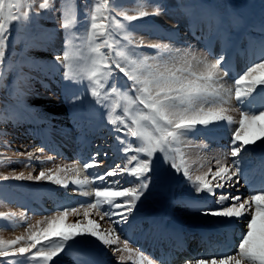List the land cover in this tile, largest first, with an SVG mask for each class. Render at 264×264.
Listing matches in <instances>:
<instances>
[{
    "label": "snow or ice",
    "instance_id": "snow-or-ice-1",
    "mask_svg": "<svg viewBox=\"0 0 264 264\" xmlns=\"http://www.w3.org/2000/svg\"><path fill=\"white\" fill-rule=\"evenodd\" d=\"M81 2L84 8L82 15L73 6L72 0H63L59 8L57 0H42L38 4L33 0H0V90L9 89L8 97L17 99L30 91L29 81L35 77L24 72L22 66L12 59L17 55L15 45L22 42L26 50L54 47V34L46 33L39 25L42 16L40 10L53 14L60 11L57 32L63 31V44L61 52L54 53L51 60L56 72L45 75L59 72L61 79L68 82L66 91L70 92L75 87L85 95L90 93L93 102L102 108H108L105 101L113 96L123 102L120 115L113 118L116 108L121 107L113 103L106 118L116 134L115 140L125 163L101 172L97 166L102 161L97 157H107L108 152L99 151L83 161V169H96L90 175L97 181L94 199L79 204V208L84 209V217H89L91 210L96 209L102 212L101 219L107 217L117 227L128 224L150 186L164 178L159 167L162 165L181 175L195 194V198L185 201V207L201 215L224 218L226 228H231L233 221L237 224L243 222L235 254L221 253L219 264H264V187L243 199L241 195L227 191L228 188H235L246 171L242 164L246 163V156L254 150L246 146L264 149V107H251L253 93L259 89L258 94L264 95V60L235 75L232 81L234 89L226 87L224 79L233 69L230 62H224L223 55L216 54L213 60L198 57L191 51V45L186 48L174 47L177 42L174 35H161L150 24L133 23L163 15L166 6L162 0H132L133 5L139 6L136 14L123 10L125 6L120 0H94L90 10L89 0ZM117 17H122L127 23ZM244 22L239 14L232 19L234 26H241ZM14 28L17 31L15 37ZM82 29L86 32L87 57L73 55L68 47L74 39L81 38ZM138 32L147 33L149 40H168L169 43H150L142 36L137 39ZM10 37L12 50L6 58ZM84 60H87V66L82 68L81 62ZM118 74H123L126 80L121 82ZM10 75L22 82V87H14L11 83L6 85L4 82ZM233 90L240 105L238 121L227 114L230 109L226 105ZM72 96L75 100L82 99L78 92H73ZM17 122L7 105L5 109H0V135H6L3 128L5 123ZM253 129L258 134H253ZM224 130L230 132V139L222 155L213 157L216 170L209 168L207 173L193 179L179 146L196 136L225 148L219 139ZM4 146L10 145L4 141ZM204 147L207 148V144ZM39 151L43 153L44 149L40 148ZM33 155L27 153V161L17 162L29 167ZM229 156L233 158L231 167L227 163ZM35 159L41 166L45 163L39 156ZM46 160L52 161L53 157L49 156ZM59 171L69 169L60 168ZM70 171L76 175L79 169L73 166ZM9 178L0 175V179ZM11 178L48 181L68 189L67 179L52 170H41L38 175L29 174L27 177L20 173ZM72 183L84 187L88 180L75 179ZM84 195L91 193L85 192ZM70 212L78 214V206L69 201L60 205L54 217L45 218L47 227H41L39 231L30 230L27 237L0 240V258H4L0 264H24L25 261L61 264V254L79 252L78 246L88 239L111 249L114 256L121 253L118 257L120 262L125 261V254L130 259L134 251H138L130 246L128 238L121 240L116 227L107 232L100 231L99 225L91 219L88 224H96L95 228H83L82 221L77 220L67 227L78 231L59 232L53 237V228L66 220ZM42 241L54 246L45 250ZM17 256L21 259L17 260ZM140 264H153L143 251H140ZM196 264L209 262L207 259H196ZM211 264H217V260L212 258Z\"/></svg>",
    "mask_w": 264,
    "mask_h": 264
},
{
    "label": "rangeland",
    "instance_id": "rangeland-1",
    "mask_svg": "<svg viewBox=\"0 0 264 264\" xmlns=\"http://www.w3.org/2000/svg\"><path fill=\"white\" fill-rule=\"evenodd\" d=\"M35 1L36 0H33L35 4H38L42 0H37V3ZM256 1L257 0H162L163 4L166 6V11L163 15H166L168 18L170 17L171 19L169 18V21L171 20L175 23V25L172 27L173 30H170V34H180V39H177L174 47L186 48L188 45H191V51L194 54H196L198 57H207L209 60H213L216 56L215 54L219 53L224 57L226 56L224 61L225 63H228L230 58L232 60V57L235 54V56H237V61L235 63H238L237 65L239 68H241L237 73L239 74L245 71L246 68L252 64L259 63L264 60V58H260L250 64V50L259 48V43L264 45V31H262V25H264V0H259V6ZM62 3L63 0H57V7L59 8V5ZM72 3L82 15L84 8L81 0H72ZM93 3L94 0H89V10L91 9ZM120 3L125 6L123 10L128 11L129 14H136V12L139 10V6L133 5L132 0H120ZM207 9L209 10V14H207ZM40 11L42 12V16L39 18V25L46 33L54 34V47L26 50L24 43H17L15 45L17 55L12 57V59L17 61L22 66L24 72L34 76L35 79L29 81L30 91L26 95L21 96L19 99L16 97L9 98V89L0 90V109H5V106L7 105V109L12 111L15 120L18 121L15 124L5 123L3 128L6 135H0V161H2V163H0V175L10 177L8 180L0 179V199L3 203L10 202L13 204V208L10 209V212H0V240H7L3 235H1V231L9 232L13 239H15L18 236L27 237L30 230L39 231L41 227H47V220L45 218L47 217L48 219H51L54 217L60 205L70 201L71 203L78 206V214H72L70 212L66 220H64L65 222L70 219H73L74 221L79 220L82 221L83 228H88L86 222L88 218H91V220L96 221V224L99 225L100 231L107 232L109 229L116 227L117 233L121 234V240L128 238L130 246H132L134 250L138 251H134V253L137 255L135 258L131 255V258L129 259L128 254H125V261L120 262L118 257L121 255V253H116L114 256L111 249H106L102 246L101 249L98 248L96 250L97 252H95L93 250L84 248L85 246H90L92 242H96L95 240L88 239L83 241L78 246L79 252L68 251L67 255L61 254V264H131L126 263V260L133 261L132 264H140V251L145 253V244L141 245L139 242V234L140 232L147 230L149 225L148 222L143 220L142 216L151 210L152 212L157 213L160 218V216H164L162 214L165 210L164 214H166V216H168L169 212H171L169 215L178 212L180 215V220H183L182 222L184 223L185 227L188 225L189 227H187V229L192 231L191 235H189L190 237L187 238L188 243L192 244V247L186 252L188 258L174 260L171 264H186V262H188V264H196V259H207L209 264H211L212 258H215L217 260V264H219L221 259L219 256H209L208 258L201 257L204 247L197 245L196 239L198 235V227V229L210 227L222 217L201 215L200 212L190 210L189 208L185 207V205L180 204L183 202V200L195 198V194L190 189L188 182L181 175H177L171 170L163 168L162 165L159 167L163 171L164 178L158 179L154 186H150L149 190L145 193L144 198H142L137 204L136 210L129 218L128 225H122L125 230L123 227H117L110 223L107 217L101 219L102 212H98L96 209L91 210V215L89 217H84V209L79 208V204L80 202H83L84 199H90V197L85 195L83 196L84 193H81V195L79 187L73 183L68 185V189L65 190L63 187L57 186L48 181L37 182L27 179L16 180L11 178L15 175H19L20 173H23L24 176L27 177L29 174L33 176L38 175L41 170H52L50 164H48L49 161L43 157L46 154L48 157L51 156L53 157V160H58V162L60 161L61 163H71L77 161V157L66 158L64 155L54 153L55 150H51L49 148L53 146V144H42L45 130H48L47 132L49 135L59 140L68 137L67 129H69L72 131L73 135L72 139L69 138L67 141H70L76 147L79 145L77 148L83 149L91 146L92 151H99L100 153L108 152L107 157H103L102 155L97 157L98 160L102 161V164L104 163L103 171L105 168L113 167V165L120 164L123 166L125 163L123 156H120L118 160H115V162L110 163L109 160L111 159V156L114 155L110 152L112 149L111 146H115L117 143L115 140L116 134L113 133L112 125L108 124L107 120L102 121L99 119L100 114H102V107L93 102V98L90 96V93L85 95L81 89L75 87H73L70 92L66 91V85L68 82L61 79L59 72H57L55 75H45V73L56 72V70L51 65V60L54 53L61 52L63 44V31L61 30L62 33L58 34V28L55 26L56 24L59 25L61 20L60 11H57L54 14L45 13L43 10ZM236 14H239L244 18L245 22L243 25H233L232 19ZM160 16L162 15L150 16L146 20H137L133 23L139 25L150 24L157 33L161 35H168L160 27L159 23L161 22L158 21ZM117 19L121 20V22L127 23L126 21H123L122 17H117ZM15 36H17V31L14 28L13 37ZM80 36V39H74L68 47L73 55H83L87 57L88 48L85 39L86 32L83 31V29L81 30ZM136 36L137 39L142 36L145 41L150 43H169L168 40H149L147 33L144 32H138ZM210 49H213V51ZM11 50L12 37L9 39V48L6 50V58L7 53L11 52ZM104 51H107V49H104ZM29 57L33 59H29ZM86 66L87 60L82 61L81 67L83 68ZM232 74L233 73L230 72L228 76L225 77L224 83L226 87H232L234 89V85L232 84L234 74ZM237 74L235 73V75ZM257 75L259 74L257 73ZM118 77L121 82L126 80V78L123 77V74H118ZM4 83L6 85L11 83L14 87H22V82L14 80L13 75H10L8 80H6ZM257 91L259 92V89ZM73 92H78L82 99L75 100L72 96ZM258 92L253 93V96L255 95L257 98H259L257 99L255 96L253 97V102L251 103V107L253 109H259V107L262 108L260 103L264 95L261 96L258 94ZM231 98L232 99L230 100L232 101L233 105L226 106L228 108L230 107L229 109L231 113L232 110H234L236 115H231L229 112L227 114L233 116L235 121H238L240 119V111L238 110L240 109V105L235 99L234 90L232 92ZM44 99H47V101H44ZM38 100H42V104H35V102ZM112 102L121 105V107H118L115 110L116 115H120L122 113L123 102L117 99V97L113 96L110 100L105 101V104L107 106H111L113 105ZM52 107L61 109V112L59 111L58 114H52L48 111ZM4 119H6V117H4ZM235 126L236 125H233V127ZM252 133L258 134V131L253 129ZM102 135H105V137ZM219 139L220 143L225 145V148H221L216 143H208L202 138L196 136L188 138V140H186L183 145L181 144V146H179L181 148V153L182 150L185 152L186 150L190 151L191 149L195 148L193 150L201 155V157H204V159L207 157L205 162L200 164L199 167L194 165L192 168H190L191 174H189L193 177V179H195V176L199 175L197 173L199 170L205 171L208 170L209 167L213 171L216 170L217 165L213 157H220V152L223 153L226 150L228 141L230 139V132L224 130L222 136L219 137ZM4 141H7L10 146L5 147ZM257 143L259 144L260 141ZM205 144H207V148L204 147ZM110 147L111 149H109ZM246 147L254 150L250 152L248 156H246V163L242 164V167L246 168L244 175L240 178L239 183L235 186V188H231L239 190L245 189V191H248V194H243V196L245 195L244 197H247L250 194H255V192L253 193L250 188L254 184L261 181V178L264 176L263 166L260 163L262 160L261 157H258L259 152L264 154V149L256 148L254 145ZM40 148L44 149L43 153L39 151ZM183 148L186 149L184 150ZM97 149H101V151ZM20 153H24L25 155H20ZM27 153L34 154L31 166L29 167H26L24 163L17 162L27 161ZM36 156H39L41 159L45 160V163L42 166L39 161L35 159ZM60 159L63 160V162ZM232 159L233 158L229 156L227 160V163L230 167ZM191 163L194 164V162ZM245 176L248 177L245 178ZM233 179L236 178L234 177ZM79 194L81 196H79ZM93 199L94 197L92 196L91 200ZM145 200L146 202L144 203ZM75 201L80 202L76 203ZM145 204H150V206L148 205L147 207ZM155 204L157 206H153ZM145 206L146 209L148 208L147 211H145V208H142ZM149 207H151V209ZM142 209L144 212H142ZM169 209L172 211H169ZM27 217L31 218V220L29 221ZM38 218L39 220H36ZM41 218L42 221L40 220ZM96 224H93V226L96 227ZM57 225L62 226L61 228H58ZM57 225L52 230L51 235L53 237H55L59 232H73L79 230L70 228L66 229V227L63 226V221L59 222ZM237 225L239 226L236 228V230L231 234L229 233L230 237H235V245L238 243L240 233L239 230L241 231L244 227L243 222ZM130 227L133 229H130ZM18 229L21 230L20 233H16ZM42 243H44L45 250H47L48 247L54 246L48 245L43 241ZM235 251L236 248H234L231 253L235 254ZM194 254L195 256H193ZM144 255L148 257L149 260L151 259L153 264H159L158 260H154L149 256V254L145 253ZM206 255L210 254L207 253ZM111 256L114 257L112 258ZM3 259L4 258H0V260ZM16 259L19 260L21 257L17 256ZM55 259L56 258H54V260ZM24 264H43V262L25 261Z\"/></svg>",
    "mask_w": 264,
    "mask_h": 264
},
{
    "label": "bare ground",
    "instance_id": "bare-ground-1",
    "mask_svg": "<svg viewBox=\"0 0 264 264\" xmlns=\"http://www.w3.org/2000/svg\"><path fill=\"white\" fill-rule=\"evenodd\" d=\"M37 1V0H36ZM35 1V2H36ZM42 2V1H41ZM37 3V2H36ZM203 12V11H202ZM217 12V11H216ZM211 13V12H210ZM204 14V13H203ZM207 14H209V10L207 9ZM170 18V17H169ZM169 18L166 16V15H162L159 17L158 21H160L161 23L160 24V27L168 34V35H173V34H170V30L172 29V27L175 25L174 22H172L171 20L169 21ZM171 19V18H170ZM158 24V25H159ZM53 25V24H52ZM57 28H58V25L56 24L55 25ZM209 26V25H208ZM212 28V27H211ZM214 29V28H213ZM216 29V28H215ZM161 30V29H160ZM173 30V29H172ZM210 30V29H209ZM208 30V31H209ZM58 33V32H57ZM62 31H60L58 34H61ZM63 35V34H62ZM180 35V34H179ZM178 34H174V36L176 37V39H180V36ZM259 43V42H258ZM259 45V48L257 49H251L250 52H251V62H254V61H257V59H260V58H264V45L263 44H258ZM217 48V47H216ZM213 51V49H210ZM223 50V49H222ZM238 51V50H237ZM216 52V51H215ZM222 52V51H221ZM249 52V53H250ZM225 53V52H224ZM215 54V53H214ZM219 54V53H218ZM234 54V53H233ZM216 55V54H215ZM231 55V54H230ZM226 57V56H225ZM229 57V56H228ZM242 58V57H241ZM229 62L231 61V65H232V73L234 74L235 76V73L237 74L239 72V70L241 68H239V66L237 65L238 63H235L237 61V56H234L232 57V60L230 58V60H228ZM239 61V60H238ZM241 63V62H240ZM243 63V62H242ZM246 63V62H245ZM244 64V63H243ZM249 64V63H248ZM247 65V64H246ZM241 67V66H240ZM245 67V65H244ZM232 74V75H233ZM258 92V91H257ZM255 96V95H254ZM253 96V97H254ZM259 96V95H258ZM262 96V95H261ZM260 96V97H261ZM256 97V96H255ZM257 98V97H256ZM232 99V98H231ZM259 99V98H257ZM261 99V98H260ZM42 100H38L35 102V104H42L41 103ZM44 101H47V99H44ZM253 102V101H252ZM251 102V103H252ZM68 103V102H67ZM113 103V102H112ZM239 104V103H238ZM263 104L264 105V97L262 98L261 100V103H260V106L263 107ZM228 105H233L232 101L229 100V103L227 104ZM235 105V104H234ZM237 105V104H236ZM256 105V104H255ZM226 106V107H227ZM259 106V105H258ZM257 106V107H258ZM112 107L111 106H108V108H102V114H100L99 116V119L102 120V121H106L107 120V111ZM232 107V106H231ZM238 107V106H237ZM230 108V107H229ZM256 108V107H254ZM260 108V107H259ZM61 109L59 108H54L52 107L51 109H49L48 111L51 112L52 114H58L59 111ZM61 112V111H60ZM50 113V114H51ZM229 113H231V111H229ZM49 114V115H50ZM48 115V114H47ZM231 115H236L235 114V111L232 110V113ZM116 116V112H114L113 114V118H115ZM59 123V122H58ZM101 123V122H100ZM107 123V122H106ZM102 125V124H101ZM104 127V125H103ZM102 128V127H101ZM68 132V137H65V139H56L55 137L49 135V133L47 132L48 130H45V134L43 136V143L42 144H46V145H50V144H53V146L49 147L51 150H55L54 153L56 154H60V155H64L66 158H74V157H77V161L75 162H71V163H66V162H63V160H61L63 163H61L60 161L58 162V160H53L52 161H49L48 164H50V167L52 168V171L54 173H58L59 175H61V177L63 178H66L67 179V182H68V185H70L72 183V181H74L75 179H80V180H84L85 178H87L88 180V184L84 187H80L79 185H76L77 187H79L80 189V194L81 193H85V192H88V193H91V195H89L88 197H90V199H84L85 202H88L91 200L92 196L94 197V194H95V184L97 183V181L93 178V176L90 175V171L91 173L96 170V169H83L82 168V163L84 160H88L90 158L91 155L95 154L96 151H92L91 149V146L88 147V148H83V149H80V148H77L79 147V145L76 147L74 146L70 141H67V139L71 138L72 139V131L67 129ZM226 131V130H225ZM66 132V131H64ZM65 134V133H64ZM106 134V133H105ZM227 135V134H226ZM67 136V135H66ZM100 136V135H99ZM105 137V135H102ZM62 138V137H61ZM76 138V137H75ZM99 138V137H98ZM104 139V138H103ZM75 141V140H74ZM77 141V140H76ZM99 142V141H98ZM189 142V141H188ZM192 142V141H191ZM190 142V143H191ZM203 143V142H202ZM102 144V143H101ZM188 144V143H187ZM86 145V144H85ZM90 145V144H89ZM103 145V144H102ZM183 145V144H182ZM186 145V144H185ZM190 145V144H189ZM194 145V143H193ZM202 145V144H200ZM181 146V145H180ZM192 146V145H190ZM209 146V145H208ZM98 147V146H97ZM112 147V149H111ZM109 149L111 153H113L114 155L111 156V159L109 160L110 163L111 162H115V160H118V158L120 156H123L120 152H119V145L118 143H116L115 146H111ZM187 147V146H186ZM197 147V146H196ZM193 148V147H192ZM200 148V147H199ZM209 148V147H208ZM211 148V147H210ZM217 148V147H216ZM181 149V148H180ZM184 149V148H183ZM186 149V148H185ZM184 149V150H185ZM195 149V148H193ZM193 149H191L190 151H183L182 150V153L184 155V158L186 160V163H187V166L189 167V173H190V168H192L194 165L195 166H198L200 164H203L205 162V158L204 157H201V155H199L198 153H196V151H194ZM198 149V148H197ZM202 149V148H201ZM97 150H100L101 149H97ZM189 150V149H188ZM219 150V149H218ZM104 151V150H103ZM205 151V150H204ZM221 155H222V152H220ZM207 154V153H206ZM210 154V153H209ZM262 154V153H261ZM189 156V158H188ZM207 156V155H205ZM213 156V155H212ZM220 156V155H218ZM44 158H47V154L45 156H43ZM191 157V158H190ZM261 157V165L263 166V174H264V154L263 156L260 155ZM58 159V158H57ZM108 159V158H106ZM210 159V158H209ZM67 160V159H66ZM73 161V160H72ZM208 161V160H207ZM191 162H194V164H192ZM108 163V162H107ZM207 163V162H206ZM206 165V164H205ZM75 166L76 168L79 169L78 171V174L76 175H73L72 172L70 171V169H72V167ZM114 166V165H113ZM210 166V165H209ZM49 167V166H47ZM103 167H104V163L101 164V165H98L97 168L99 171H103ZM207 167V166H206ZM60 168H67L69 169V171H65V172H60ZM196 168V167H195ZM194 168V169H195ZM210 168V167H209ZM107 169V168H105ZM104 169V170H105ZM201 169V168H200ZM50 170V169H49ZM193 170V169H192ZM196 170V169H195ZM194 171V170H193ZM197 173L199 175H202V174H205L207 173V170L205 171H197ZM28 174V173H27ZM191 174V173H190ZM76 176V177H75ZM248 176H245V178H247ZM251 177V176H250ZM44 184V183H43ZM48 184V183H46ZM55 186V185H54ZM58 186V185H57ZM61 187V186H60ZM87 187H90V188H87ZM264 187V176L261 178V181H259L258 183L254 184L253 186H251V190H255V189H260ZM52 188V187H50ZM58 189V188H57ZM62 189V188H61ZM159 189V188H158ZM239 190V189H238ZM60 191V190H59ZM228 192H233L235 194H239L242 196V199L243 197V194H248V191H245V189H241L239 190L238 192H236V189H231V188H228L227 189ZM44 192V191H43ZM42 192V193H43ZM158 192V191H157ZM79 193V192H78ZM152 193V192H151ZM254 193V192H253ZM79 194V196H81ZM154 194V193H153ZM42 195V194H41ZM158 195V194H156ZM45 196V195H44ZM84 196V194H83ZM82 196V197H83ZM153 196V195H152ZM151 197V196H150ZM54 198V197H52ZM81 198V197H80ZM85 198V197H84ZM144 198V197H142ZM161 198V197H160ZM55 199V198H54ZM157 199V198H156ZM76 200V199H75ZM83 200V198H82ZM83 200V202H80V203H85ZM161 200V199H160ZM180 200V199H179ZM178 200V201H179ZM211 198H209V202H210ZM41 201V200H40ZM148 201V200H147ZM154 201V199H153ZM182 201V200H181ZM185 201L186 200H183V202H181L180 204L182 205H185ZM76 202V201H75ZM76 202V203H78ZM146 202V200L144 201V203ZM151 202V200H150ZM161 202V201H160ZM154 203V202H153ZM86 204V203H85ZM151 204V203H150ZM150 204H145L150 206ZM158 204V203H157ZM160 204V203H159ZM12 203L10 202H7V203H3L2 200L0 199V212L3 211V212H10V209H12ZM52 206V205H51ZM153 206H157L156 204L153 205ZM152 206V207H153ZM142 208H145L146 209V206L145 207H142ZM151 209V207H149ZM141 209V208H139ZM148 209V208H147ZM147 209L145 211H147ZM143 210V209H142ZM167 210V209H166ZM141 211V210H140ZM150 212H146L145 215L142 216L143 220H145V222H148V229L147 230H144L143 232H140L139 234V242L141 243V245L145 244V251H147L146 253H149V256L151 258L154 257V251H157V250H160V255H161V252L163 251L164 248H166L168 250V252L171 250V253L174 255V260H179V259H182V258H188L187 257V254L185 252V250H188L190 249V245L188 244V242L186 241V238L189 237L190 233H191V230H187L186 228L189 227L187 225V227L185 228V225L184 223L180 220V215L179 213H174L172 215H169V212L168 213V216H166V214H163L164 215L163 217L157 215V213L155 212H152L151 210H149ZM169 211H172L169 209ZM144 212V210L142 211ZM141 212V213H142ZM161 212V211H160ZM158 212V213H160ZM168 212V211H167ZM175 212V211H174ZM142 215V214H141ZM140 215V216H141ZM160 215V214H159ZM211 217V216H210ZM28 218V217H27ZM26 218V219H27ZM29 221L31 220V218H28ZM91 219V218H88V220ZM36 220H39L36 219ZM42 221V218L40 219ZM88 220H87V227L88 228H95L93 225H89L88 224ZM138 221V220H137ZM224 221V218H221L220 220H218L217 222H215L212 226L210 227H204L203 229H198V234H199V239H198V244L201 246L204 247V251L202 252V255L201 257L203 258H208L209 256L210 257H215V256H219L221 257V253H226L227 250L230 249V247L234 244V240H235V237L232 238V236L230 237L229 235L231 233H233V231L236 230V228L239 226L237 225V223L235 221L232 222V226L231 228H226L225 227V224L223 223ZM76 221H74L73 219H70V220H67V222H65L63 220V226L66 227V229H69V227H67L68 224H71V223H74ZM135 222V221H134ZM140 222V221H139ZM147 224V223H146ZM126 225V224H125ZM128 225V224H127ZM133 225V224H132ZM138 225V224H137ZM62 226V225H61ZM61 226H58L57 227L61 228ZM120 227H123V226H120ZM134 227V226H132ZM130 227V229L132 228ZM202 227V226H201ZM124 228V227H123ZM72 229V228H70ZM120 229V228H119ZM133 229V228H132ZM191 229V228H190ZM125 230V228H124ZM131 231V230H130ZM147 231V232H146ZM21 230L18 229L16 231V233H20ZM122 232V231H121ZM133 232V231H131ZM240 232V230H239ZM238 232V233H239ZM129 233V232H128ZM230 233V234H229ZM130 234V233H129ZM240 234V233H239ZM1 235H3L7 240H14L13 237L11 236V234L9 232H6V231H1ZM188 236V237H187ZM237 239V238H236ZM139 243V244H140ZM164 243L166 244V246H164ZM132 247V246H131ZM142 248V247H141ZM144 248V247H143ZM189 251V250H188ZM195 252V251H194ZM207 253H209L210 255H206ZM145 254V253H144ZM132 256L135 258L137 255L136 253H133ZM195 256V254L193 255ZM199 256V255H198ZM112 258L114 256H111ZM179 259H178V258ZM165 258V261L166 263L165 264H169L171 263V257H169L168 253L165 254L164 256ZM113 260V259H112ZM151 260V259H150ZM173 260V261H174ZM116 261V260H115ZM118 261V260H117ZM152 261V260H151ZM126 263H133V261H128L126 260ZM159 263V262H158ZM160 264V263H159Z\"/></svg>",
    "mask_w": 264,
    "mask_h": 264
},
{
    "label": "crops",
    "instance_id": "crops-1",
    "mask_svg": "<svg viewBox=\"0 0 264 264\" xmlns=\"http://www.w3.org/2000/svg\"><path fill=\"white\" fill-rule=\"evenodd\" d=\"M99 242H92L91 244H90V246H85L84 248H87V249H90V250H93V251H95V252H97L96 250L99 248V249H101L102 248V246L101 245H99L98 244ZM84 251V250H83ZM84 252H86V251H84ZM87 253H90V252H87Z\"/></svg>",
    "mask_w": 264,
    "mask_h": 264
}]
</instances>
